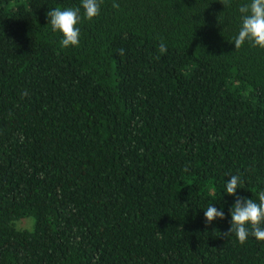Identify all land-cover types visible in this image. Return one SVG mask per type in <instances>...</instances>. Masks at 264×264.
<instances>
[{
    "label": "trees",
    "instance_id": "trees-1",
    "mask_svg": "<svg viewBox=\"0 0 264 264\" xmlns=\"http://www.w3.org/2000/svg\"><path fill=\"white\" fill-rule=\"evenodd\" d=\"M223 3L0 0V264H264L224 235L230 176L264 193V49L234 45L250 0Z\"/></svg>",
    "mask_w": 264,
    "mask_h": 264
},
{
    "label": "clouds",
    "instance_id": "clouds-1",
    "mask_svg": "<svg viewBox=\"0 0 264 264\" xmlns=\"http://www.w3.org/2000/svg\"><path fill=\"white\" fill-rule=\"evenodd\" d=\"M227 2L228 0H224L223 5L225 6ZM101 3L102 0H82L84 14L88 20L99 15ZM113 7L118 8L119 4L114 2ZM239 12L241 13L242 26L234 40L235 48L239 49L245 41H250L253 46L264 49V0H250V3L239 8ZM46 17L52 31L62 33L61 47L66 49L69 46L79 45L80 29L77 27L81 19L79 8L65 10L55 8L49 10ZM160 51H167V46L163 41L160 44ZM119 54L123 55V49L120 50ZM241 183L239 175H231L225 184L226 193L236 199L230 209L231 226L224 235L234 233L241 244L246 242L249 235L258 241H264V226H262L264 225V193L259 194L258 203L253 199L237 196V189L241 188ZM204 215L206 224H211L217 218L221 220L225 218L224 212L217 210L213 204L207 207Z\"/></svg>",
    "mask_w": 264,
    "mask_h": 264
},
{
    "label": "rangeland",
    "instance_id": "rangeland-1",
    "mask_svg": "<svg viewBox=\"0 0 264 264\" xmlns=\"http://www.w3.org/2000/svg\"><path fill=\"white\" fill-rule=\"evenodd\" d=\"M29 218H21L15 222L17 228H28L30 225Z\"/></svg>",
    "mask_w": 264,
    "mask_h": 264
}]
</instances>
